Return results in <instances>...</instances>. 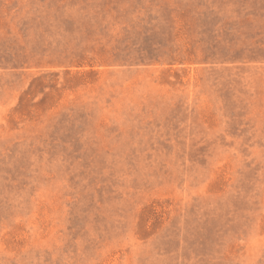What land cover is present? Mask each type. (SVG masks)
I'll return each mask as SVG.
<instances>
[{
    "label": "rangeland",
    "instance_id": "1",
    "mask_svg": "<svg viewBox=\"0 0 264 264\" xmlns=\"http://www.w3.org/2000/svg\"><path fill=\"white\" fill-rule=\"evenodd\" d=\"M0 264H264V0H0Z\"/></svg>",
    "mask_w": 264,
    "mask_h": 264
}]
</instances>
